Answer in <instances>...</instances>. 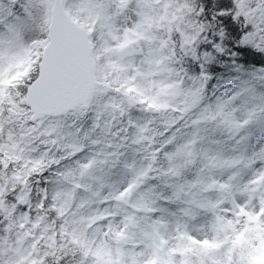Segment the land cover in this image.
<instances>
[{
    "label": "clouds",
    "instance_id": "clouds-1",
    "mask_svg": "<svg viewBox=\"0 0 264 264\" xmlns=\"http://www.w3.org/2000/svg\"><path fill=\"white\" fill-rule=\"evenodd\" d=\"M0 264H264V0H0Z\"/></svg>",
    "mask_w": 264,
    "mask_h": 264
}]
</instances>
